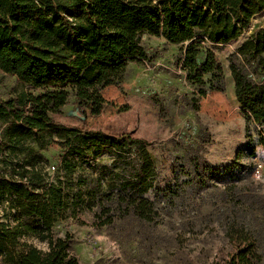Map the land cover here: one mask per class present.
<instances>
[{
  "label": "trees",
  "instance_id": "16d2710c",
  "mask_svg": "<svg viewBox=\"0 0 264 264\" xmlns=\"http://www.w3.org/2000/svg\"><path fill=\"white\" fill-rule=\"evenodd\" d=\"M263 12L264 0H0V70L39 91L23 103L0 99V264H81L70 229L86 224L82 216L97 228L129 218L159 224L188 189L215 187L222 172L200 149L184 158L187 180L173 184L146 140L55 119L71 85L121 78L131 63L148 60L144 36L173 45L238 43L228 63L249 143L237 159L257 157L264 149V21L254 19ZM224 90L215 74L199 99ZM49 150L58 151L54 173ZM234 169L246 170L239 161L226 169L234 182L222 192L234 209L222 222L230 249L212 264H264V196L239 189Z\"/></svg>",
  "mask_w": 264,
  "mask_h": 264
},
{
  "label": "rangeland",
  "instance_id": "374dc122",
  "mask_svg": "<svg viewBox=\"0 0 264 264\" xmlns=\"http://www.w3.org/2000/svg\"><path fill=\"white\" fill-rule=\"evenodd\" d=\"M260 21L264 12L254 19ZM143 43L148 60L131 63L121 78L71 85L69 103L55 119L72 127L85 122L111 136L130 134L146 140L164 168L165 179L173 184L187 180L184 158L195 149L222 173L213 180L215 187L188 189L173 215L163 216L159 224L129 218L97 228L89 216H82L86 224L73 223L70 229L73 253L81 264H212L230 249L222 222L234 209L223 202L222 192L234 182L226 169L239 161L246 170H233L235 178H243L237 187L264 196V149L258 147L257 157L237 159L249 143L228 63L238 43L216 47L206 40H192L173 45L150 36H144ZM215 74L224 77L225 90L199 99ZM31 92L39 93L0 70L1 100L23 103ZM45 156L51 165L58 164V151L49 150ZM64 225L56 229L62 237ZM22 242L47 250V244L35 238Z\"/></svg>",
  "mask_w": 264,
  "mask_h": 264
},
{
  "label": "built area",
  "instance_id": "2783aa9c",
  "mask_svg": "<svg viewBox=\"0 0 264 264\" xmlns=\"http://www.w3.org/2000/svg\"><path fill=\"white\" fill-rule=\"evenodd\" d=\"M57 168H58V164H56V165H52V166L50 167V172L54 173V172L57 170Z\"/></svg>",
  "mask_w": 264,
  "mask_h": 264
},
{
  "label": "bare ground",
  "instance_id": "6f19581e",
  "mask_svg": "<svg viewBox=\"0 0 264 264\" xmlns=\"http://www.w3.org/2000/svg\"><path fill=\"white\" fill-rule=\"evenodd\" d=\"M187 43H189V42H187Z\"/></svg>",
  "mask_w": 264,
  "mask_h": 264
}]
</instances>
